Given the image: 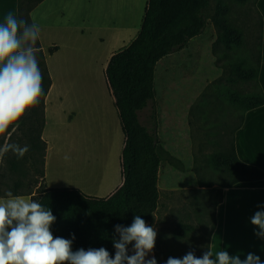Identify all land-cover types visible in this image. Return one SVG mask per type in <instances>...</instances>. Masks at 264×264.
I'll list each match as a JSON object with an SVG mask.
<instances>
[{
  "label": "trees",
  "instance_id": "1",
  "mask_svg": "<svg viewBox=\"0 0 264 264\" xmlns=\"http://www.w3.org/2000/svg\"><path fill=\"white\" fill-rule=\"evenodd\" d=\"M41 1L17 0V17L23 18L29 24L33 23L30 11ZM237 1L246 2V0ZM208 3L209 0H146L136 37L109 57L103 74L124 137L120 152L121 184L110 195L95 197L73 187L46 188L40 181L36 185L37 194L13 193V195L29 194L30 199L49 208L56 217V221L50 227L54 238L72 239V234L75 235L72 251L80 248L87 250L104 247L114 257L115 248L112 241L113 237L118 239L115 233L116 225L130 226L135 215H140L147 225L153 220L159 201L160 166L168 163L182 170V161L163 146V139L158 132L159 121L154 110L150 115L149 125L140 122L138 113L149 104L154 108L156 63L162 57L184 47L189 39L203 31L206 26L204 9ZM226 16L227 7L219 3L216 16L212 19L216 28V37L212 42L211 52L217 66L221 68V74L209 82L190 105L188 124L193 125V119L197 114L205 120L207 117L205 108L208 104L219 105L226 100L243 112L240 123L234 128L235 134L247 111L264 106V91L258 79L261 35L253 44V49L248 51L246 48L249 52L248 56L232 57L233 50L244 46L243 35ZM36 47L39 68L43 75L44 94L38 104L27 110V119L31 120L27 126L31 128L27 133L31 144L30 153L39 151L43 166L46 152V142L41 138L44 125V99L51 85V78L39 40ZM56 49L57 46L49 47L48 53ZM222 80L224 83L220 82ZM251 80L257 88L256 92L240 93L230 88V85L239 81ZM208 87H211V92L206 93ZM212 97L216 101H212ZM33 125H35L34 129H32ZM10 130L11 127L6 134ZM234 134L232 139L228 140V145H222L220 150L209 154V164L215 170H221L227 178L220 187L257 181L264 177L262 167L246 162L237 155ZM41 177H43L42 167ZM200 181L204 182L202 179ZM205 186L211 187L212 183L205 181ZM220 200L219 188V197L212 204V222L204 251L209 248L210 235L215 224V207ZM205 210L207 211L206 208ZM192 229L191 224L180 223L173 231V236L184 240ZM130 247L132 246L129 245ZM173 251L174 247L165 244V259H160L155 242L153 252L157 264H166L167 259L173 257Z\"/></svg>",
  "mask_w": 264,
  "mask_h": 264
},
{
  "label": "crops",
  "instance_id": "2",
  "mask_svg": "<svg viewBox=\"0 0 264 264\" xmlns=\"http://www.w3.org/2000/svg\"><path fill=\"white\" fill-rule=\"evenodd\" d=\"M104 1L42 0L30 11L32 22L40 29L39 42L51 78L44 99L41 138L46 142V152L41 182L46 188L73 187L95 197H106L121 184L119 151L124 139L103 71L111 54L136 37L143 15L140 11L138 20H133V3L128 20L108 16L102 6ZM8 12L17 16V0H0V21ZM52 46L57 49L48 53ZM88 74H95L101 93L91 83L85 103L77 94L82 93ZM258 79L264 91V24ZM96 102L103 106L99 111L91 106ZM110 135L118 137L119 150L103 159L99 150L108 140L110 143ZM68 139L73 143H68ZM234 145L242 160L264 170V106L245 113L235 131ZM66 154L71 157L69 161L63 159ZM219 188L221 200L215 207V224L209 240L213 255L226 250L230 256L245 259L252 252L264 264V239L254 234L256 229L250 223L254 213L262 210L258 205H264V177ZM18 195L30 199L29 194ZM129 254H132L131 247ZM152 256L153 251L146 258Z\"/></svg>",
  "mask_w": 264,
  "mask_h": 264
},
{
  "label": "rangeland",
  "instance_id": "3",
  "mask_svg": "<svg viewBox=\"0 0 264 264\" xmlns=\"http://www.w3.org/2000/svg\"><path fill=\"white\" fill-rule=\"evenodd\" d=\"M133 3L135 8L132 18L136 22L139 12L144 10L146 0H105L102 6L106 9V15L116 16L124 21L131 18ZM219 3L227 7V19L236 25L243 35L244 46L233 50L232 57L248 56V51L253 49V44L262 33L264 0L260 3L258 0H246L245 3H239L237 0H209L208 6L204 9L205 28L200 34L189 39L184 47L169 53L156 63L154 108L149 104L138 113L140 122L149 125L150 115L154 110L158 117V132L163 139L164 148L174 153L183 163L182 170L168 163H163L159 168V201L153 220L148 226L154 227L157 231L155 242L160 259L165 257V244L174 247V258L183 257L189 251H194L197 257L203 254L212 222V204L219 197L220 184L227 180L221 170H215L209 164V154L220 150L222 145H228V140L233 137L234 128L243 116L239 107L223 100L219 105L214 103L207 105L205 120L197 114L193 119V125L188 124L190 105L206 85L221 74V69L211 52L212 42L216 37L212 19L216 16ZM220 82L224 83L223 80ZM91 83L101 93L95 74L92 76L88 74L82 93L77 94L79 100L82 98L85 101L92 87ZM230 88L240 93L257 91L252 80L239 81L230 85ZM205 91L211 92V87ZM102 98L101 94V101ZM212 99L216 101L213 97ZM91 106L97 111L103 107L97 102ZM27 115L26 111L18 121V126H11L9 133L0 134V146L10 143L21 147L29 146V151L23 158L18 159L12 151H8L0 158V196L5 195L7 191L37 194L36 185L41 182L42 166L39 151L30 153L31 144L27 132L31 127L27 126L31 120L27 119ZM34 127L35 125L32 129ZM105 130L102 124V131ZM110 138V143L108 140L100 147L103 159L105 155L106 158L108 155L111 157V153L119 150L118 137L110 135ZM68 140V143H73L70 142L72 139ZM93 170L95 171L94 168ZM96 172L93 176L97 174ZM201 179L204 182H201ZM205 181H210L212 186H205ZM180 223H188L193 227L184 240L173 236V231Z\"/></svg>",
  "mask_w": 264,
  "mask_h": 264
},
{
  "label": "clouds",
  "instance_id": "4",
  "mask_svg": "<svg viewBox=\"0 0 264 264\" xmlns=\"http://www.w3.org/2000/svg\"><path fill=\"white\" fill-rule=\"evenodd\" d=\"M39 26L29 24L8 12L0 21V134L16 125L25 112L39 103L44 94L43 75L37 59L36 43ZM12 151L18 159L29 151L10 143L0 146V158ZM65 161L71 157L65 155ZM250 218L256 231L264 239V205ZM56 221L52 211L33 199L13 195L12 191L0 198V264H157L154 256L146 258L155 247L157 231L148 226L140 215H135L130 226L116 225L113 237L115 255L107 249L80 248L72 251V239L55 237L50 231ZM129 245L131 253L129 254ZM166 264H262L258 255L249 252L245 259L220 250L213 255L208 248L199 257L194 251L183 257H169Z\"/></svg>",
  "mask_w": 264,
  "mask_h": 264
}]
</instances>
